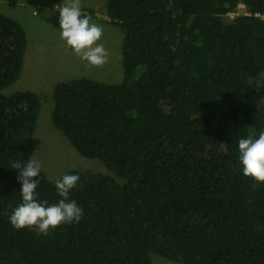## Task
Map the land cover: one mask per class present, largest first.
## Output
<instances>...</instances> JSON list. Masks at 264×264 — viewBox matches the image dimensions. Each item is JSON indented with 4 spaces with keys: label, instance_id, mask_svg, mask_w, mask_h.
I'll list each match as a JSON object with an SVG mask.
<instances>
[{
    "label": "trees",
    "instance_id": "obj_1",
    "mask_svg": "<svg viewBox=\"0 0 264 264\" xmlns=\"http://www.w3.org/2000/svg\"><path fill=\"white\" fill-rule=\"evenodd\" d=\"M16 6L21 0H5ZM239 4L248 13L236 14ZM87 13H84V12ZM264 0H107L121 28L123 80L54 87L52 122L110 173L79 175V223L47 236L11 226L22 203L42 96L4 90L20 76L28 36L0 13V264H264V184L243 175L238 142L264 131ZM82 6V15L93 17ZM40 173L37 200L56 204Z\"/></svg>",
    "mask_w": 264,
    "mask_h": 264
},
{
    "label": "rangeland",
    "instance_id": "obj_2",
    "mask_svg": "<svg viewBox=\"0 0 264 264\" xmlns=\"http://www.w3.org/2000/svg\"><path fill=\"white\" fill-rule=\"evenodd\" d=\"M106 2L82 0L83 7L95 10L96 14L90 17V22L102 27L103 35L98 43L103 44L108 53V62L102 67H94L75 55L60 38L58 11L63 0H21L16 6L0 0V13L18 20L28 36L20 76L4 91L11 93L29 89L42 96L33 133L34 151L31 160L41 165V172L51 181L70 170L110 173L100 159L83 156L71 140L54 126L51 116L54 87L58 82L78 77L104 82L123 80L121 45L124 31L107 22L108 18L104 14ZM245 12V6L239 4L228 18ZM150 255L153 264H181L154 252Z\"/></svg>",
    "mask_w": 264,
    "mask_h": 264
},
{
    "label": "clouds",
    "instance_id": "obj_3",
    "mask_svg": "<svg viewBox=\"0 0 264 264\" xmlns=\"http://www.w3.org/2000/svg\"><path fill=\"white\" fill-rule=\"evenodd\" d=\"M60 38L73 53L88 65L102 67L108 62V53L103 44L98 43L103 35L101 26L91 23L89 16L82 15V0H63L59 8ZM247 12V11H246ZM248 13V12H247ZM37 14V13H36ZM239 162L243 175L256 183L264 184V131L258 138L248 136L238 142ZM11 168L19 170L22 203L9 216V222L17 230H35L37 235L49 234L62 224L79 223L83 209L69 199L70 191L76 187L79 175L66 174L55 183L61 199L49 205L37 200L36 189L40 184L41 165L35 160L26 163L14 162Z\"/></svg>",
    "mask_w": 264,
    "mask_h": 264
},
{
    "label": "built area",
    "instance_id": "obj_4",
    "mask_svg": "<svg viewBox=\"0 0 264 264\" xmlns=\"http://www.w3.org/2000/svg\"><path fill=\"white\" fill-rule=\"evenodd\" d=\"M231 13L232 12H230L229 14H231ZM245 13H247V12H245ZM255 15L258 16L259 18H261L262 20H264V12L263 13L257 12V13H255Z\"/></svg>",
    "mask_w": 264,
    "mask_h": 264
}]
</instances>
